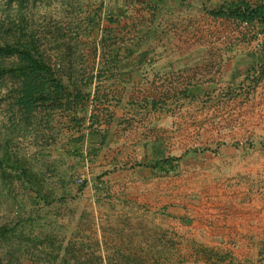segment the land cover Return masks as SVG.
I'll return each instance as SVG.
<instances>
[{
  "label": "trees",
  "instance_id": "1",
  "mask_svg": "<svg viewBox=\"0 0 264 264\" xmlns=\"http://www.w3.org/2000/svg\"><path fill=\"white\" fill-rule=\"evenodd\" d=\"M209 1L201 0L209 17L233 22L239 32L244 31V40L255 43L245 54L247 70L230 84L229 96L252 90L264 81V0H217L211 7ZM104 3L61 0L57 20L39 19L37 0H8L1 13L0 207L1 197L8 196L16 213L14 221L7 223L0 216V264H23L25 255L36 264H264V241L259 243L256 263L239 260L182 227L189 214L176 212L179 207L152 210L132 200H113L108 194L98 200L104 208L98 223L108 227L100 228L102 236L96 240L85 231V213L75 216L71 206L61 212L66 197L79 198L88 179L74 196L63 178L56 179L57 170L39 169L26 150L41 155L64 146L72 154L80 152L81 144L92 155L97 146L110 144L111 133L101 129L99 114L108 116L106 125L114 124L109 109L119 108L123 100L121 93L110 91L126 86L120 73L130 69L133 55L146 54L144 44L155 33L145 22L135 23V36L128 40V30L121 28L128 27V7H119V15L114 12L105 19ZM140 3L145 8L165 2ZM87 49L93 51L92 64L84 58ZM201 92L198 83L189 81L178 94H158L163 98L139 102L131 99L126 106L157 112L168 101H193ZM181 161L170 157L145 167L167 177L178 173ZM57 185L63 194L57 192ZM64 217L71 230L60 238L58 230L66 226L58 225ZM102 245L111 254L103 255Z\"/></svg>",
  "mask_w": 264,
  "mask_h": 264
},
{
  "label": "crops",
  "instance_id": "2",
  "mask_svg": "<svg viewBox=\"0 0 264 264\" xmlns=\"http://www.w3.org/2000/svg\"><path fill=\"white\" fill-rule=\"evenodd\" d=\"M164 2L157 7L130 8L135 14L144 15L145 18L140 17L137 21L145 22L155 33L144 44L146 54L133 55L130 69L120 73L119 77L125 80L126 86H115L117 91L113 88L111 93L118 94L121 89L130 88L135 95L178 94L184 89L182 81L186 79L196 84L195 80L212 74L231 84L235 78L240 79L245 74V54L255 43L243 39L244 31L233 29L235 24L228 21L229 38L206 42L216 47V50H208L209 46L201 39L186 41L179 38V29L182 28V33L184 29L189 32L200 30L202 18H191V15H206L211 19H208L209 24L218 25L227 21L215 20L202 7L189 6L185 0ZM201 89L218 91L216 86ZM148 99L137 98L135 101ZM234 107V110L241 109ZM138 111H141L139 117L146 116L133 123L128 132L116 130L121 127L117 121L112 126L101 128L110 133L112 131V142L118 143L121 148L119 161L117 159L107 167L94 170H99L97 173L101 175L104 169H111L107 174L111 185L108 184L110 188L103 192V196L113 194L121 200L144 204L152 210L179 207L178 212L187 211L189 214V220L182 227L193 236L208 239L212 246H226L241 258L256 256L259 243L264 241V189H256L250 182L240 185L234 169H245L236 161L243 158V153L233 146L237 142L256 138L250 132L246 134V131L242 136L235 133L240 129L252 131L255 126L248 122L247 126L230 122L218 127L219 117L211 114L209 126L199 122L196 136L187 137L180 130L184 122L180 114L171 119L162 113L164 110L156 113L137 109L135 113ZM207 129L209 133L205 136ZM127 136L129 140H125ZM199 147L210 150L197 152ZM95 150L100 154L99 146ZM170 157L183 158L179 168L181 176L161 177L155 175L157 171L145 167L148 163ZM186 174L195 175L198 184L194 185L190 180L187 182ZM88 192L94 193V190ZM97 193L98 196L102 194L100 190Z\"/></svg>",
  "mask_w": 264,
  "mask_h": 264
},
{
  "label": "rangeland",
  "instance_id": "3",
  "mask_svg": "<svg viewBox=\"0 0 264 264\" xmlns=\"http://www.w3.org/2000/svg\"><path fill=\"white\" fill-rule=\"evenodd\" d=\"M143 1V0H141ZM140 0H105L104 3V11H103V17L105 19L110 16V14H113L114 12H117L115 14L120 13L117 11V9L121 6L128 7L127 11V18L128 21V27H121L126 28L125 30H128L127 33H125V36L127 35V39L130 40L135 36V23L139 24L140 17L143 15L135 14L136 12L134 10L130 11V7L134 6H144L140 2ZM217 0H210L208 2V5L211 7L215 4ZM185 2H189V6H195V7H201V0H185ZM8 3V0H0V16L3 10L6 7V4ZM61 0H37V10L38 15L37 17L39 19L45 18L46 16L50 17L52 19H56V16H58L60 12L61 7ZM86 14L83 13V15ZM119 15V14H118ZM122 17V15H120ZM191 18H202V25L200 30H196L195 32H189L187 29H184V32L182 33V28L179 29V35L178 37L183 40H193V39H201L203 40V44H206V42H211L213 39L219 40L220 38H229V22H221L218 25L208 23V18L206 15L203 16H190ZM189 17V18H190ZM57 20V19H56ZM125 23V22H124ZM103 26H107L106 22L102 23ZM138 27H141L138 25ZM233 29H236L233 27ZM174 38V36L172 35ZM219 38V39H218ZM212 44V43H211ZM208 50H216L215 46H209L207 47ZM212 53V52H211ZM210 56H213L212 54ZM84 58L92 64V62L95 60L93 51L92 50H85ZM198 85L202 86L201 88L207 87V86H216L217 90H214L213 92L208 91L209 89H206L207 93L205 94V91H202L201 94L198 96V99L190 101V100H180L178 102L174 101H168L167 106L163 108L161 111L164 110L165 115H169L171 119L174 117H177L178 114L180 119H182L184 122H182L183 126L180 129L181 132L185 136L194 137L197 133V128L199 127V122L207 124L209 126L210 124V116L211 114L217 115L220 119V122L218 123V127H222L224 125L231 123H238L239 125L247 126V122L251 125H254L255 128L252 129V131L240 129L238 132H235L239 135H243V133L246 131L250 132L251 136H256L254 139H249L247 142H237L233 146L237 147V151H240L243 153V158L240 159V161L237 159V164H242L245 169L237 168L234 169L236 172L234 173L237 178L240 179L239 183L240 185H246L249 184L253 185L256 189H264V81L255 87L254 89H250L249 91H240L233 95L229 96V87L231 86L229 82L222 81L221 78L216 77V75L208 74L204 75L202 78H200L198 81L195 80ZM185 87L189 82V80H183L182 81ZM106 85H102L104 88ZM209 88V87H208ZM103 90V89H102ZM101 90V91H102ZM110 92H113L110 91ZM122 94V104L119 108H110L111 114L114 116L115 122H118V125L121 124V127H117V129L124 130V132H128L132 129V124L136 123L138 119H144L146 115L143 117H139L141 114V111H138V113H135L136 110H142L140 107H137L131 109V107H127L126 104L131 99L137 100V98H145L149 97L152 99H160L163 98V95H135L132 94L130 88L126 90V88L121 89L119 91ZM112 94V93H111ZM120 94V95H121ZM1 96V95H0ZM244 105V106H243ZM234 106H239L237 108H241L239 110H234ZM242 106V107H241ZM233 108V109H232ZM244 108V109H242ZM180 110V111H179ZM184 110V111H183ZM183 111V112H182ZM143 112V111H142ZM156 113H159L157 111ZM183 113V114H181ZM145 114V113H144ZM99 119L101 122V127L109 125H106V122L108 121V116H105L104 114H99ZM120 123V124H119ZM213 125V124H212ZM196 127V129H195ZM115 127H113L114 129ZM112 130V129H111ZM244 130V131H243ZM209 133V129L206 130L205 136H207ZM112 134V131H111ZM114 137V136H113ZM111 136V139H114ZM129 136L125 138V140L128 139ZM124 140V139H123ZM79 146V144L74 145ZM209 146V145H207ZM205 146V147H207ZM64 147V146H62ZM58 148V149H47V151L43 152L41 155H36L34 149L26 150L28 153V158L33 161L36 166L41 170H47V172H50L51 170L53 172H57L56 179L63 178L67 182V186L71 187V189L75 192L77 191L80 183V180L88 179L89 184L83 189L82 194L79 196V198H76L74 201H71L70 196L66 197L68 198L67 203H64L61 212L65 213L68 212L69 207L71 206V211H74L75 216H81V214H86V221L83 222L85 224V231L87 232L88 236H91L94 240L100 239L101 232L100 228L103 226L108 227L107 224H101L98 223V218L103 213L104 208L99 207L98 200L101 199L103 201L105 198H108V196H103V192H107L109 190V185H111V180L107 178L108 172L111 169H104L101 172V175H98L97 172L99 170L94 171L96 168L101 166L107 167L110 162L119 161V157L121 154V148H119L118 143H113L112 140L110 141V144L104 146L101 149L100 154L98 152L93 151L92 155L89 153V149L84 148L85 146H82L80 144V152L67 154L68 151L66 148ZM202 151L203 153L206 151H209L208 148H200L196 151L199 152ZM246 153V154H245ZM183 161V158H182ZM181 163V162H180ZM110 168V167H109ZM113 168V167H112ZM106 174H103L105 172ZM233 170V171H234ZM51 171V172H52ZM100 174V173H99ZM182 171L178 170L177 174H172L170 176H181ZM187 175V174H186ZM167 176V177H170ZM106 177V178H105ZM185 180L188 182L189 180L192 182V184H198V179L195 175H187ZM94 190V193L88 192L89 190ZM100 190L102 192L101 195L98 196L97 191ZM57 192L61 195L63 194L61 188L57 185ZM66 194V193H64ZM106 194V193H105ZM112 198L113 200L119 199V197L114 196L113 194ZM111 198V197H110ZM22 204L25 203V200L20 197ZM70 200V201H69ZM12 199L8 196H2L1 197V207H0V216L2 218V221L7 223L8 221H14L13 217L16 213V209H12ZM103 204V203H101ZM176 212L179 211V209ZM52 210V208H51ZM55 211V210H54ZM51 211V214L52 212ZM66 217L60 218L59 225H64L63 229L56 228L58 230V234H60V238H62L64 235H69V232L71 230L70 226L67 223ZM171 227H174V222L171 225ZM202 242L209 243V240L202 237L199 238ZM215 247L219 249H226L233 253V255L239 259V260H245L249 259L251 262L256 263V256L248 257V258H241L237 254H235L231 249L227 248L226 246H219L214 245ZM103 252L102 254L107 256L106 254L109 253L107 251L108 247L105 245H102ZM259 251V250H258ZM23 264H36L32 260H30L26 255L24 256ZM258 264V262L256 263Z\"/></svg>",
  "mask_w": 264,
  "mask_h": 264
},
{
  "label": "built area",
  "instance_id": "4",
  "mask_svg": "<svg viewBox=\"0 0 264 264\" xmlns=\"http://www.w3.org/2000/svg\"><path fill=\"white\" fill-rule=\"evenodd\" d=\"M85 179H83V180H80V182H83Z\"/></svg>",
  "mask_w": 264,
  "mask_h": 264
}]
</instances>
